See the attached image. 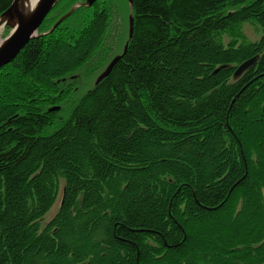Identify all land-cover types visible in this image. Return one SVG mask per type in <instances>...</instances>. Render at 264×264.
I'll return each instance as SVG.
<instances>
[{
	"label": "trees",
	"instance_id": "obj_1",
	"mask_svg": "<svg viewBox=\"0 0 264 264\" xmlns=\"http://www.w3.org/2000/svg\"><path fill=\"white\" fill-rule=\"evenodd\" d=\"M128 14L96 0L0 69V264H264V0H132L130 40Z\"/></svg>",
	"mask_w": 264,
	"mask_h": 264
},
{
	"label": "water",
	"instance_id": "obj_2",
	"mask_svg": "<svg viewBox=\"0 0 264 264\" xmlns=\"http://www.w3.org/2000/svg\"><path fill=\"white\" fill-rule=\"evenodd\" d=\"M60 0H37L35 5L31 7L30 0H13L11 5L0 14V28L4 27L8 30V34L0 42V69L11 63L25 45L37 35V31L47 18L51 10ZM96 0H85L82 3L74 4L71 9L63 14L52 25V27L44 33L49 34L55 30L66 18H68L78 8H88L93 5ZM129 9L132 7V0H127ZM133 34L132 15L129 16V34L128 40ZM126 42L121 54L114 56L105 69L98 75L95 85L108 77L114 66L121 60L127 49ZM258 55L254 56L237 66L234 77L240 76L244 71L255 65ZM55 109V108H54Z\"/></svg>",
	"mask_w": 264,
	"mask_h": 264
},
{
	"label": "rangeland",
	"instance_id": "obj_3",
	"mask_svg": "<svg viewBox=\"0 0 264 264\" xmlns=\"http://www.w3.org/2000/svg\"><path fill=\"white\" fill-rule=\"evenodd\" d=\"M85 0H82V1H77V2H75V3H73L72 5H71V7L74 5V4H76V3H82V2H84ZM96 2V1H95ZM94 2V3H95ZM93 3V4H94ZM127 3H128V1H127ZM128 5H129V3H128ZM71 7H70V9H71ZM91 7V6H90ZM89 8V7H88ZM69 9V10H70ZM131 9H132V7H131ZM68 10V11H69ZM68 11H66V13L68 12ZM65 14V13H64ZM130 14H131V10L129 9V14H128V19H127V21L125 22V29L127 30V40H128V34H129V16H130ZM49 15V14H48ZM132 15V14H131ZM59 19V18H58ZM57 19V20H58ZM121 22V20H119V23ZM43 24V23H42ZM60 25V24H59ZM111 26V25H110ZM57 28V27H56ZM55 28V29H56ZM111 29V28H110ZM116 29L117 28H114V31L112 32L113 34H114V32L116 31ZM125 29H122V30H119V34H121ZM7 30V29H6ZM48 31V30H47ZM47 31H45V32H41V33H38V31H37V33H36V35L38 36V35H40V36H45L44 35V33H46ZM6 32V31H5ZM238 32H241L242 33V35H243V38H244V40L245 41H247V42H255L256 40H258L259 38H260V35H261V33H260V31H259V29L256 27V26H254V25H252V24H250V23H243L242 25H241V27L239 28L238 27V30L236 31V33L235 34H233V33H231V35L229 36L226 32L223 34V39H225V43H227L229 40H230V38L229 37H234V36H236L237 35V33ZM52 33V32H51ZM51 33H49V34H51ZM110 33H111V30H110ZM8 34V33H7ZM6 34V35H7ZM5 35V34H4ZM5 35V36H6ZM47 35V34H46ZM5 36H2L3 38L5 37ZM2 38V39H3ZM125 44H126V42L124 43V45H123V47L125 46ZM119 53L117 52V53H115L114 54V56H116V55H118ZM113 56V57H114ZM259 56V55H258ZM112 57V58H113ZM111 58V59H112ZM111 59H110V61H111ZM109 61V62H110ZM108 62V63H109ZM108 65V64H107ZM106 65V66H107ZM105 66V67H106ZM105 67L95 76V79L93 80V82L92 83H90L91 85H95V81H96V79H97V77H98V75L105 69ZM234 77V76H233ZM233 79H235V77L233 78ZM84 86H86V84H83L81 87H80V89H84ZM90 86V85H89ZM64 188H65V186H64V184H63V182L61 181V180H59V189H58V194H57V196H58V199H57V201L55 202V204H54V206L52 207V211H51V214H50V216L49 217H47V219L44 221V222H48V221H50L53 217V215L58 211V209H59V207H60V205H61V202H62V199H63V195H64Z\"/></svg>",
	"mask_w": 264,
	"mask_h": 264
},
{
	"label": "bare ground",
	"instance_id": "obj_4",
	"mask_svg": "<svg viewBox=\"0 0 264 264\" xmlns=\"http://www.w3.org/2000/svg\"><path fill=\"white\" fill-rule=\"evenodd\" d=\"M36 1H37V0H30V5H31V7H32L33 5H35ZM5 31H6V32H5ZM7 33H8V30H6V28H4V27L0 28V42H1L2 38H3L2 36H5ZM4 34H5V35H4Z\"/></svg>",
	"mask_w": 264,
	"mask_h": 264
}]
</instances>
